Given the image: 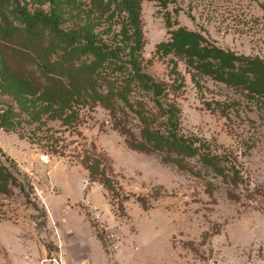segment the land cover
<instances>
[{
    "label": "rangeland",
    "instance_id": "1",
    "mask_svg": "<svg viewBox=\"0 0 264 264\" xmlns=\"http://www.w3.org/2000/svg\"><path fill=\"white\" fill-rule=\"evenodd\" d=\"M5 2L11 19L56 13L66 31L84 12L100 14L90 9L92 0ZM139 4L144 71L176 83L170 99L180 109V133L220 158L225 171L206 167L200 156L181 168L131 148L99 103L81 105L76 125L47 114L34 118L32 95L11 70L4 74L0 48V161L18 179L11 193L0 192V264H55L60 257L65 264H264V98L194 78L184 59L158 51L171 21L172 28L264 60V0ZM114 12L118 22L110 26L106 13L98 29L104 40L120 43L116 33L128 13ZM1 31L2 24L0 47ZM129 124L139 131L135 117ZM92 147L108 158L115 191L81 162ZM231 169L240 174L236 186L226 175Z\"/></svg>",
    "mask_w": 264,
    "mask_h": 264
},
{
    "label": "trees",
    "instance_id": "2",
    "mask_svg": "<svg viewBox=\"0 0 264 264\" xmlns=\"http://www.w3.org/2000/svg\"><path fill=\"white\" fill-rule=\"evenodd\" d=\"M5 1L0 0L4 74L11 70L32 95L34 118L47 114L59 118L63 124L76 125L81 105L99 103L109 110L114 127L125 135L131 148L157 154L163 162L181 168L188 167V159L200 156L206 167L225 171L220 158L201 153L193 140L180 133V109L170 99V93L178 89L176 83L156 80L144 71L142 27L137 12L139 0H124L114 9L110 6L112 0L108 3L92 0L95 4L90 9L100 14L94 17L90 11L79 8L77 15L84 12L86 18L68 31L60 27L62 18L56 13L45 16L22 12L16 20L11 19ZM117 9L126 10L128 14L119 22L120 30L116 35L120 36V43H112L101 37L104 30L98 28L102 16L110 12L107 19L111 26ZM167 23L170 38L158 47L162 55L172 53L184 59L192 68L194 78L207 77L246 91L252 98H264L262 58L237 54L195 30L181 26L172 28V22ZM130 117L139 121V131L130 126ZM81 162L93 179L101 180L115 191L109 173L112 168L106 156L92 147L85 151ZM226 173L236 186L239 171L231 169ZM17 180L0 161V192L11 193ZM228 193L232 198L237 197L231 189Z\"/></svg>",
    "mask_w": 264,
    "mask_h": 264
},
{
    "label": "built area",
    "instance_id": "3",
    "mask_svg": "<svg viewBox=\"0 0 264 264\" xmlns=\"http://www.w3.org/2000/svg\"><path fill=\"white\" fill-rule=\"evenodd\" d=\"M43 262H46V260H43ZM55 264H65L62 257L60 258H54Z\"/></svg>",
    "mask_w": 264,
    "mask_h": 264
}]
</instances>
